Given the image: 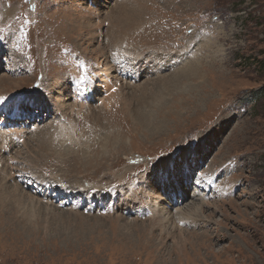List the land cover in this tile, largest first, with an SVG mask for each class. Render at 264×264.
<instances>
[{
    "label": "rangeland",
    "instance_id": "rangeland-1",
    "mask_svg": "<svg viewBox=\"0 0 264 264\" xmlns=\"http://www.w3.org/2000/svg\"><path fill=\"white\" fill-rule=\"evenodd\" d=\"M33 15L49 20L28 32ZM101 29L117 33L114 45L122 41L116 63L114 45L106 54L123 74L133 76L158 52L185 54L192 66L140 84L131 79L134 86L121 82L115 105L102 101L96 112L102 88L92 89L93 72L104 65L96 50L107 43ZM2 43L9 48H0V97L11 94L0 124L15 122L11 107L36 79L67 85L70 98L81 87L89 98L84 109L61 110L50 87L44 96L58 120L46 121L44 111L36 119L33 106L27 111L38 128L23 143L30 154L20 159L28 145L19 144L12 153L14 183L0 172V264H264V0H0ZM12 48L23 57L20 75L4 60L16 54ZM66 49L76 60L64 66ZM160 163L174 173L170 193L182 184L202 198L175 207L181 211L174 224L159 218L153 199L161 204L162 196L140 194L143 179L157 187L165 181ZM40 181L51 185L53 204L36 195ZM81 184L89 203L85 194L79 199ZM136 196L134 212L144 207L137 214L145 216L109 207L112 198L127 203Z\"/></svg>",
    "mask_w": 264,
    "mask_h": 264
},
{
    "label": "bare ground",
    "instance_id": "bare-ground-1",
    "mask_svg": "<svg viewBox=\"0 0 264 264\" xmlns=\"http://www.w3.org/2000/svg\"><path fill=\"white\" fill-rule=\"evenodd\" d=\"M80 5L81 4H79V6ZM93 9L96 10V8L94 6H93ZM100 9L102 10L101 7H100ZM90 10L91 9H89L88 11H90ZM40 15H43V14H40ZM102 15H104V14L102 13ZM7 16H10V15L8 14ZM38 16L39 15H33V16L30 17V19H33L34 23L31 24L32 27H31V29L28 30V32H30V31H33V32L38 31L39 30L38 28L41 27L46 21L49 20L48 18H45V17L40 19V20H38ZM39 17H41V16H39ZM93 18H94V16H93ZM24 30H26V28H24ZM99 33H100V35H99L100 40L101 39L102 40L105 39L107 43L104 42L103 45H101V47H99V49L96 50V52L99 53L100 56H102V59H104V65L103 64H99V66H98L100 68L102 66V69H99L98 71H94L93 72V76L95 75L96 82L92 83V89H94V91H97L99 88H102V92H98V97L96 98V101H98V108H96L97 109L96 112H99L102 109L101 108L102 101L104 103L103 105H105L108 108H110L112 106L111 105L112 102H116V96L113 97L112 95L117 92V89L118 90L120 89L121 82L124 83V82L128 81L130 84L132 83L133 86H134V82L130 81L131 79H133L136 83L140 84L144 79H150V78H152L154 76H158L159 77L164 72H172V71H175L176 69L177 70L178 69H180V70L181 69L188 70L192 66V64L185 65L188 62L187 61L188 60L187 56L185 54L184 55L180 54L178 56H174V55L171 54V52H162V53L158 52V53L154 54L152 59L150 58V62H148V64L142 63L140 65H137L135 67L136 70H135V74H133V76H129L128 72L123 74V73H121L122 71L119 68H117L115 65H113V63L111 62V59L109 60V58L107 56L108 54H106V53L109 52L108 51L109 48L118 41L117 40V33L115 35H113V31L112 30H106L104 32L102 29L99 31ZM122 45H123L122 41H119L116 45H114L115 47L114 46L111 47L110 57L112 58V61L114 63H116L118 59H113V55L121 56V53H122L121 51L123 49ZM5 46L7 48H9L8 44H6ZM5 46H4L3 43L0 44V48L2 49V53L6 49V48H4ZM12 49H13L12 52L14 53L15 50H14V48H12ZM35 50L37 51V48H35ZM71 50L72 49H70V50L66 49L65 50L66 54H68V56L70 58H64L65 59L63 61L64 62L63 65L64 66L67 64L66 62H68V64H70L74 60H76V58L75 59L72 58V56H74V53H72L71 56L69 55L71 53L70 52ZM80 55H82V57H84L85 54H84V52L80 51ZM22 58H23L22 55H20L19 53L16 52V54L15 53L14 54L9 53L8 56L5 57L4 60L8 61V64L10 66L14 65V68H10V71L12 73H16V74L20 75L19 73L21 72L22 67L24 65L23 66H18V65H19V62H21L20 60H22ZM106 60H107V62L105 63ZM78 64H79V62H78ZM28 65H29V68H30V66L34 67L35 63L32 64V61L30 60ZM81 67L85 71H90V72L93 71L91 69L89 70V69L85 68V66H81ZM103 67H104V69H103ZM71 69H72V72H74L75 74L78 73V71L76 70L75 66H72ZM102 73H103V75L106 73L105 74L106 77H102L101 75H99V74H102ZM64 79L65 78H63V80ZM92 79H91V82H92ZM36 80H34L35 82L33 84L32 89H30L27 92L26 91L22 92V93L25 92L23 94V100L35 101V103L29 104L28 105V109L24 110L26 112L24 114H22V112H21L20 103L13 104V106L11 108L14 107L15 108L14 110L17 112L16 115H15V122L8 121V123H10L8 126H4L3 124L0 125V172H5V173H3L4 176H5V174L6 175L9 174V179H10L9 181H11L13 183H14V178L13 177L16 176L17 172H19V171H16L13 167H11L12 165L14 166L13 157H12L13 154L12 153H16L18 151V149H19V147H17L18 144L22 145L23 147L28 145L24 150L20 149V151L17 152V156L20 159H22L23 161H25L28 158V156H29L28 154H30V153L27 154L25 152L27 151V149H29L31 147L29 146L30 144L27 143V145H23V143L30 141L31 138L34 137V136H32L33 135L32 133L33 132L35 133L36 131H38V128H36V125H35L36 122L34 123L32 121L33 119L32 120L30 119L32 117V113L27 112V111L31 110V106H33L37 110V118L36 119H42V115L40 116L38 112L44 111V113H46V121H48L49 119H53V121L58 120L57 119L58 116L56 115V113L54 111H51V109H49V107L47 106V105L50 106V103H49L50 100L48 102L47 101V97L44 96L50 90V87H52L51 84H49V86H48L47 83H43V84L39 83V82L37 83ZM63 80H60V81H63ZM45 82H47V81H45ZM76 83H81L80 79H76ZM35 86H37V87H35ZM52 89H53L52 91H54L55 93L58 92V94H60V101L59 102L62 103V105H61L62 109L61 110H65L67 107L68 108L69 107H73V108H76V109H79V108H83L84 109L85 108L86 105H84L83 102H86V99L89 98V96L87 95V98H85L83 96V94L81 93V90H82L81 87H79V90L77 89L78 92L75 94V96L73 98L69 97L68 93H70V92L68 90V86L65 85V84L64 85H56V87L53 86ZM10 94H7V97H6L7 98V100H6L7 102L9 100ZM99 95H101V98H99ZM12 97H13V99H12L13 102L17 101L16 100V98H17L16 96H12ZM72 99L74 100V103H70L69 104V102H71ZM40 102H42V103H40ZM90 106H92V104ZM5 107H7V104L6 105L0 104V114L4 113V111H2V110L3 109L6 110ZM230 109H231L232 113L235 112V109H233V108H230ZM27 113L31 114V116L28 115ZM98 117H100V116L98 115ZM27 124H29V126ZM57 124H59L60 126L63 127V123H61L60 121H58ZM2 127H4V129H1ZM56 127H57V125H56ZM46 134H48V133L46 132ZM38 136H40V135H38ZM31 142L32 141H30V143ZM76 143H78V142H76ZM117 144L118 143L116 142L115 146ZM3 152H7L8 155L5 156ZM27 152H30V151H27ZM26 154L28 155L27 157H26ZM24 155H25V157H24ZM4 158H5V160H3ZM164 162L165 161L163 160V162H161V163L164 164ZM15 163H17V162H15ZM161 163H160L159 166H162V168L164 167L163 169L166 172L165 173V177H166L165 181L161 185H159V183H157L158 184V187H157L155 185L150 184V181H148V179L145 180V181L143 179L141 181V184H142V189L141 190H142V192L140 194H141V196H145L144 192L146 190H148L149 191V196L150 195H153L155 197L156 196H158V197L162 196L161 200H160L162 202L161 204L159 203L158 198L157 199L156 198L153 199V204H154V206L158 205L159 218H160L161 222L165 221L168 224H174L173 221H172L173 223L171 222V218L174 221L176 220L175 218H177V215H179V213L181 211V209H179V208H182V207H180V205H182L183 202L190 201V203H193L192 200H196V201L200 202L202 200V198H201L200 194H197V190H195L194 193H191V192L189 194L186 193L185 185H182V184H178L177 185V190L175 189L176 192L170 193L169 189H173L172 188V186H173L172 182L175 180V179L171 180V178L174 177V173L168 169V163H166L167 164L166 166L162 165ZM18 165H19V163H18ZM6 171H7V173H6ZM146 172H150V171L147 170ZM150 175L151 174H149V176ZM184 176H185L186 179L189 178V174H186ZM40 182L45 187H43L42 189L38 188V190H40V192L37 191L36 195L38 197L44 198L45 200L52 201V204H53L55 202V200H52V198L50 197L49 190H50L51 186H48L50 184L48 183V181H40ZM38 184H39V181H38ZM157 188H159V189H157ZM79 189H80L79 191L81 192V193L79 192V194H78L79 195V199L82 197V194H85V195H87V198H88L87 201L89 203V200L91 199L90 196H92V195H90V193L88 191V189H89L88 186H85L84 184H81ZM179 189H181V191L178 192ZM138 190H140V189H138ZM162 192H165L166 194H162ZM25 193H26L25 191L22 192V194L25 197H27V199L34 198V197H31V195L28 194L29 192L26 193L28 195H26ZM98 194H96L95 198L102 199L104 197L103 194H101V193H98ZM137 197L138 196L134 197V201L133 202L129 201L127 203H118L115 198H112L113 203H110L109 207L111 209H114V207H116V206H117L118 209H120L121 207H129L132 210L131 213L135 214V217L136 216L139 217V216H143V215L145 216V214H141V213L137 214V211H139V210H140V212L143 211L142 208H144V207H141L140 205H139V207H141V208H138L137 211L134 212V210L136 209L135 208V204L138 203L137 199H136ZM191 198H192V200H191ZM32 200H34V199H32ZM81 205H83V204L81 203ZM102 205L103 204L100 203V205L98 207L101 208ZM201 205H203V203L199 204V206H201ZM151 206H149L148 209H151ZM177 206H179V208H175ZM192 208H194L195 212H198L200 209L202 210V208L199 209L198 207H194V206ZM101 209H103V208H101ZM86 210H87L86 212H88L89 214L93 212V211H88V210H91L90 208L86 209ZM192 210H191V212H192ZM102 211H104L103 213H107L109 210H104L103 209ZM172 211H175L176 213L172 214ZM186 212H189V211H186ZM183 214H184V212H183ZM189 214H192V213L189 212ZM188 216H191V215H188ZM193 216H194V214H193ZM179 218L183 219V218H181V216H179Z\"/></svg>",
    "mask_w": 264,
    "mask_h": 264
},
{
    "label": "snow or ice",
    "instance_id": "snow-or-ice-1",
    "mask_svg": "<svg viewBox=\"0 0 264 264\" xmlns=\"http://www.w3.org/2000/svg\"><path fill=\"white\" fill-rule=\"evenodd\" d=\"M86 79H87V77L82 76V77L80 78V82L83 83ZM6 102H7V101L5 100V98L0 97V104H4V103H6ZM32 103H35V101L22 100V101L20 102V108H21V111L27 110V109H28V105H29V104H32Z\"/></svg>",
    "mask_w": 264,
    "mask_h": 264
}]
</instances>
